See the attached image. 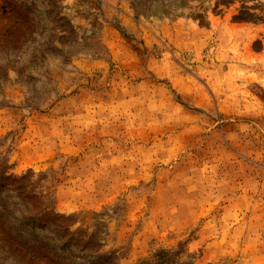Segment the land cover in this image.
Returning <instances> with one entry per match:
<instances>
[{
    "label": "rangeland",
    "instance_id": "374dc122",
    "mask_svg": "<svg viewBox=\"0 0 264 264\" xmlns=\"http://www.w3.org/2000/svg\"><path fill=\"white\" fill-rule=\"evenodd\" d=\"M0 264H264V0H0Z\"/></svg>",
    "mask_w": 264,
    "mask_h": 264
}]
</instances>
